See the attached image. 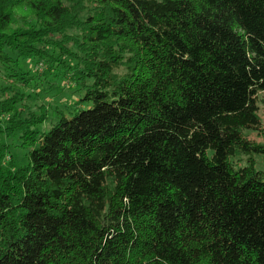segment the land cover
Segmentation results:
<instances>
[{
    "label": "trees",
    "instance_id": "1",
    "mask_svg": "<svg viewBox=\"0 0 264 264\" xmlns=\"http://www.w3.org/2000/svg\"><path fill=\"white\" fill-rule=\"evenodd\" d=\"M26 59L85 92L47 133ZM1 69L0 264H264V0H0Z\"/></svg>",
    "mask_w": 264,
    "mask_h": 264
},
{
    "label": "rangeland",
    "instance_id": "2",
    "mask_svg": "<svg viewBox=\"0 0 264 264\" xmlns=\"http://www.w3.org/2000/svg\"><path fill=\"white\" fill-rule=\"evenodd\" d=\"M86 5L91 7L88 3ZM86 18L87 13L85 12L81 15V19L85 20ZM69 34H77V32H69ZM56 38L59 39L58 36ZM71 50H75L73 46H71ZM54 53L58 56L60 51L56 50ZM65 61L67 62L69 59H65ZM21 65L25 71H31L33 73V80L30 86L22 88L24 116L29 117L30 114H35L48 117L43 124L38 126L40 133L49 132L59 122L61 113L67 115L69 118L72 117V114H75L78 110L76 103L84 96L85 92L74 93V80L70 75L64 74L65 72L62 70L63 65L55 66L50 70L49 65L45 62L40 61L37 63L36 60L30 61L27 59L21 60ZM6 74V70H0V89L6 85V82L2 79L6 77L4 76ZM22 105H20V108H22ZM89 106L91 104L84 106V108ZM259 116L262 121L261 130L248 132L247 138L253 144L264 147V105L262 104L259 107ZM2 141L9 145L10 152L19 165H25L27 163V152L30 149L20 147L21 141L19 134L10 138L4 137ZM249 157L247 155L241 157L239 163L245 166L247 164L246 160ZM253 157L256 161L257 169L264 170V157L257 154H253Z\"/></svg>",
    "mask_w": 264,
    "mask_h": 264
}]
</instances>
